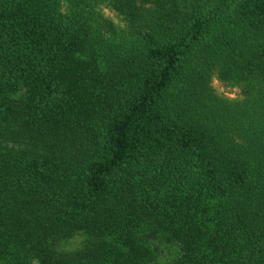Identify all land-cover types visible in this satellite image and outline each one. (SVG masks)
I'll return each mask as SVG.
<instances>
[{"label":"trees","instance_id":"16d2710c","mask_svg":"<svg viewBox=\"0 0 264 264\" xmlns=\"http://www.w3.org/2000/svg\"><path fill=\"white\" fill-rule=\"evenodd\" d=\"M0 264H264V0H0Z\"/></svg>","mask_w":264,"mask_h":264},{"label":"rangeland","instance_id":"374dc122","mask_svg":"<svg viewBox=\"0 0 264 264\" xmlns=\"http://www.w3.org/2000/svg\"><path fill=\"white\" fill-rule=\"evenodd\" d=\"M64 12H66V7H64ZM217 89L222 93L225 97L230 98L232 100L237 99V91L236 90H231V89H226L225 87H222L221 84L217 85ZM86 242V237L85 236H80L77 238H74L72 240H69L68 242L64 243L61 246V250L63 251H76L79 249H82L84 243ZM169 252L170 250L164 251L162 254V260H166L169 258Z\"/></svg>","mask_w":264,"mask_h":264}]
</instances>
